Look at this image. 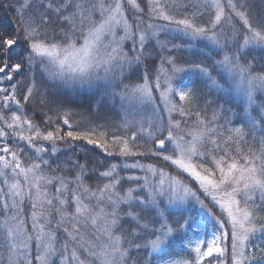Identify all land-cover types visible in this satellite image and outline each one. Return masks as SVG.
Instances as JSON below:
<instances>
[{"label": "snow or ice", "instance_id": "obj_1", "mask_svg": "<svg viewBox=\"0 0 264 264\" xmlns=\"http://www.w3.org/2000/svg\"><path fill=\"white\" fill-rule=\"evenodd\" d=\"M0 8V264H264V0Z\"/></svg>", "mask_w": 264, "mask_h": 264}, {"label": "trees", "instance_id": "obj_2", "mask_svg": "<svg viewBox=\"0 0 264 264\" xmlns=\"http://www.w3.org/2000/svg\"><path fill=\"white\" fill-rule=\"evenodd\" d=\"M254 3L256 4L257 7H259L261 5V0H254ZM10 18H11L10 12L6 11L4 8H0V23L8 24ZM198 47L202 48L203 44L198 45ZM201 86L203 87V84ZM204 91H205V95L207 96V98L209 100L216 98L217 94L210 89V85H209V87H206L204 89ZM70 95H71V99L73 101H75L76 103H84V100H85L84 94H81L79 97H77L75 94H70ZM227 99H228V105L227 106H231L233 108V111L240 112L241 115H243L242 100L237 98L235 95L228 97ZM219 102L223 103L224 101H223V99H221ZM259 102L260 101L258 100L257 103H259ZM87 147L92 148V146H87ZM92 151L96 157H99L102 160H109V161H112L114 163H117L116 157H105L103 155V153L101 152V150L98 148H93ZM124 174H126V172ZM181 247H182L181 242L175 241L170 246V252L178 255L180 253ZM166 257H168V256H166Z\"/></svg>", "mask_w": 264, "mask_h": 264}, {"label": "rangeland", "instance_id": "obj_3", "mask_svg": "<svg viewBox=\"0 0 264 264\" xmlns=\"http://www.w3.org/2000/svg\"><path fill=\"white\" fill-rule=\"evenodd\" d=\"M237 98L242 100V98L239 95H235ZM117 163L120 162L119 158L116 157ZM182 211L187 215L191 214L194 219L199 223L201 230L196 231L195 228L187 233V236L191 239H195L197 237H203V238H210L212 231H213V225L215 223L214 220L210 216H208L200 207L196 204L190 205L187 209H182ZM205 232L207 235H205ZM180 253L176 256V258H179ZM170 258V257H166Z\"/></svg>", "mask_w": 264, "mask_h": 264}]
</instances>
